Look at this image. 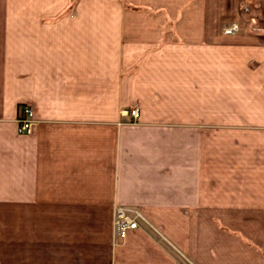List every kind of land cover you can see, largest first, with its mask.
Returning <instances> with one entry per match:
<instances>
[{"label":"crops","instance_id":"obj_1","mask_svg":"<svg viewBox=\"0 0 264 264\" xmlns=\"http://www.w3.org/2000/svg\"><path fill=\"white\" fill-rule=\"evenodd\" d=\"M263 218L264 0H0V264H264Z\"/></svg>","mask_w":264,"mask_h":264},{"label":"built area","instance_id":"obj_2","mask_svg":"<svg viewBox=\"0 0 264 264\" xmlns=\"http://www.w3.org/2000/svg\"><path fill=\"white\" fill-rule=\"evenodd\" d=\"M232 31V30H231ZM230 31V32H231ZM123 115L130 116L133 121L138 118V110L123 112ZM33 113L29 108L22 110V116L18 118V132L29 134L32 127ZM139 221L145 222L142 214L137 209H127L122 206H115L112 219V237L115 246L125 242L127 233L135 231L139 227ZM264 221V218H263Z\"/></svg>","mask_w":264,"mask_h":264}]
</instances>
